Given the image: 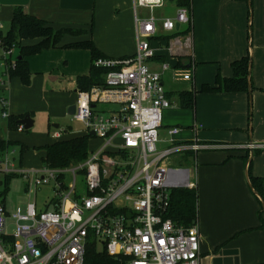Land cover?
Segmentation results:
<instances>
[{
	"label": "crops",
	"instance_id": "crops-1",
	"mask_svg": "<svg viewBox=\"0 0 264 264\" xmlns=\"http://www.w3.org/2000/svg\"><path fill=\"white\" fill-rule=\"evenodd\" d=\"M132 3L133 0H29L21 7L54 29L85 32L64 35L56 48L28 57L31 78L27 86L20 78L6 75L7 62L16 59L17 50L6 56L0 47V99L7 101V117L29 115L33 122L28 130H13L0 114V140L28 148L18 169L38 170L43 166L46 154L42 148L56 142L51 137L54 131L63 132L57 141L84 135L83 130L73 131L62 123L68 117L74 120V113L68 112L78 100L76 79L89 73L91 55L89 50L68 46L91 40L107 59L133 56L136 41ZM104 4L125 14L121 26L120 13L114 14L118 31L107 40H100L92 35L93 27L90 32L89 26L95 23L96 10ZM15 7L0 5L4 33ZM155 11V16H163ZM190 18L189 48L170 45L175 38L184 40L185 26L176 32L158 29L150 39L155 55L147 60V65L161 74L165 96L171 104L162 112L157 147L175 150L166 160L168 165L193 168L200 264H264V226L258 228L260 198L251 190L248 180V170L264 179V0H192ZM38 41L22 44L30 46ZM247 55L248 91L201 92L203 85L215 87L218 73L222 78H231V63ZM164 63L168 67L162 71ZM191 68L198 73L195 77L192 74L190 81L173 76L174 71ZM185 91L195 92L194 109L179 107L178 94ZM171 128L178 132L169 135ZM29 130L34 132L27 133ZM249 144L256 147L249 150ZM193 145L199 148L195 151ZM8 149L13 153L19 151V147ZM31 153L37 155L39 164L23 166L24 157H31ZM262 186L264 189V181Z\"/></svg>",
	"mask_w": 264,
	"mask_h": 264
},
{
	"label": "built area",
	"instance_id": "built-area-1",
	"mask_svg": "<svg viewBox=\"0 0 264 264\" xmlns=\"http://www.w3.org/2000/svg\"><path fill=\"white\" fill-rule=\"evenodd\" d=\"M132 4L135 54L94 61L95 67L108 69L104 85L78 93L73 119L88 137L85 159L65 168L24 170L11 162L13 151L0 155V264H84L89 236L108 256L127 259V264H200L197 225L186 228L166 217L171 191L196 183L193 168L166 163L174 149L157 147L162 112L171 104L161 74L147 65L155 55L150 39L158 29L176 32L177 24L190 28L191 18L186 8L175 5L173 17L155 16L156 9L169 5L167 0ZM190 41L189 30L183 41L175 38L170 45L189 48ZM167 67L162 64V71ZM173 76L190 81L192 75L174 71ZM97 104L111 107L97 110ZM6 106L1 98L3 118ZM177 132L171 128L168 134ZM62 133L54 131L51 137L57 141ZM7 176L23 180L27 198L24 210L16 206L12 214L2 194ZM43 187L53 196L38 205L35 199ZM7 217L13 234L6 233Z\"/></svg>",
	"mask_w": 264,
	"mask_h": 264
},
{
	"label": "trees",
	"instance_id": "trees-1",
	"mask_svg": "<svg viewBox=\"0 0 264 264\" xmlns=\"http://www.w3.org/2000/svg\"><path fill=\"white\" fill-rule=\"evenodd\" d=\"M168 1V0H167ZM175 6L186 8L191 15L192 0H169ZM93 24L89 26L92 31ZM190 30L187 27L184 33ZM83 30H72L69 28L54 29L48 22L38 19L35 16L25 13L21 7H15L9 28L5 33L0 32V40L3 51L17 50L18 56L11 62H7L6 75L9 78L18 77L27 86L30 84L31 74L28 67L27 58L45 49L56 48L64 35L78 36L83 34ZM39 40L36 44L24 46L23 41ZM68 47L82 48L89 50L91 55V68L87 75L76 79V90L78 92H89L93 87L103 86L105 75L108 69L95 67L94 61L107 59L94 45L91 40L70 44ZM13 64V65H11ZM233 75L231 78H222L218 73L215 78V87L203 85L201 92H246L249 89L250 57L244 56L231 63ZM179 107L182 109H194L195 92L185 91L178 94ZM22 117H7V126L10 129H17ZM10 147H19V159L28 148L22 144L0 140V154ZM88 148V137L78 136L71 139L56 141L51 145H46L42 149L45 151V158L42 161L44 167L56 169L65 168L77 162L83 161ZM16 176H7L5 181V193L8 191V184ZM248 180L251 190L260 198V209L258 218L260 226H264V189L263 178L253 176L248 170ZM166 217L175 224L183 227H191L198 220L197 190L194 188L174 189L170 193V206ZM12 240L10 237H4ZM84 264H127V259L116 260L108 256L103 248L97 249L92 236H89L86 245Z\"/></svg>",
	"mask_w": 264,
	"mask_h": 264
},
{
	"label": "rangeland",
	"instance_id": "rangeland-1",
	"mask_svg": "<svg viewBox=\"0 0 264 264\" xmlns=\"http://www.w3.org/2000/svg\"><path fill=\"white\" fill-rule=\"evenodd\" d=\"M137 11L140 14H143V10L142 9H137ZM157 14L163 15V16H170L173 17L174 16V8L170 5H167L166 7H163L161 10L159 11H155ZM120 13V14H119ZM114 14L117 15L119 14L120 17H122L118 23L121 26L123 19H124V12H120V10H118L117 12L114 11V9H111L110 7L107 6V4H104V6H100L97 10H96V19H95V23L93 24V33L92 35H94L95 37H97L98 39L100 38V40H107L110 36L114 35V33H116L119 29V25L114 24ZM4 25L3 28L6 29L7 28ZM4 33V32H2ZM1 53V50H0ZM191 75L193 74L194 77L196 76V74L198 73L197 69L193 71V69L191 68ZM111 107L110 105H100L97 104L96 108L97 110H103V109H107ZM64 126L66 127H70L73 129V131H81L83 130V126L80 123H77L75 120H72L70 117H68V120L66 122L62 123ZM34 130H29L27 133H33ZM9 149H7L5 152H7ZM12 152V151H10ZM4 153V152H3ZM11 158V162L15 165V167H19L20 166V159H19V153L15 150L14 154L10 156ZM39 164L38 161V157L37 155L31 153V157H24V165L28 166L29 168L31 167H35L36 165ZM23 180L21 178H13L9 184V188L8 191L5 193V191L2 193L5 195V203L7 206V209L9 211V213L12 214L14 207L19 206L22 208V210H24L25 207V203L27 202V198L24 196L23 193ZM53 196V191H51V189L49 187H43L41 188L40 192L37 193L36 199L35 201L38 203V205H40V202L42 200H44L46 198V196ZM1 201V198H0ZM12 220L10 219V217H7L6 219V223H7V228H6V233L8 234H13L14 232V227L13 224L11 223ZM98 250H101V247H97Z\"/></svg>",
	"mask_w": 264,
	"mask_h": 264
},
{
	"label": "water",
	"instance_id": "water-1",
	"mask_svg": "<svg viewBox=\"0 0 264 264\" xmlns=\"http://www.w3.org/2000/svg\"><path fill=\"white\" fill-rule=\"evenodd\" d=\"M29 0H0V5L5 6H16V7H22L25 6L28 3ZM179 28V25H176V29ZM75 111V106H71L69 109L68 114L72 115ZM32 119L29 115H25L20 121L19 124L23 127V129L28 130L32 127ZM58 126H55L57 128ZM93 135V133H91Z\"/></svg>",
	"mask_w": 264,
	"mask_h": 264
}]
</instances>
